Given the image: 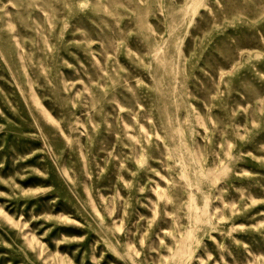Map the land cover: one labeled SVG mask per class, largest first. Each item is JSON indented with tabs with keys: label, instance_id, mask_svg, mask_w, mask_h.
<instances>
[{
	"label": "rangeland",
	"instance_id": "1",
	"mask_svg": "<svg viewBox=\"0 0 264 264\" xmlns=\"http://www.w3.org/2000/svg\"><path fill=\"white\" fill-rule=\"evenodd\" d=\"M0 264H264V0H0Z\"/></svg>",
	"mask_w": 264,
	"mask_h": 264
},
{
	"label": "bare ground",
	"instance_id": "2",
	"mask_svg": "<svg viewBox=\"0 0 264 264\" xmlns=\"http://www.w3.org/2000/svg\"><path fill=\"white\" fill-rule=\"evenodd\" d=\"M191 253V252H190ZM184 261V260H183Z\"/></svg>",
	"mask_w": 264,
	"mask_h": 264
}]
</instances>
